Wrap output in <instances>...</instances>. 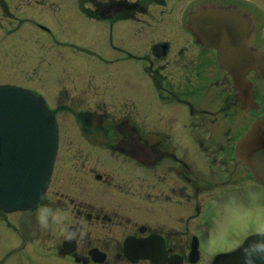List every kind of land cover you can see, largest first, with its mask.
Masks as SVG:
<instances>
[{
  "label": "flooded vegetation",
  "instance_id": "obj_1",
  "mask_svg": "<svg viewBox=\"0 0 264 264\" xmlns=\"http://www.w3.org/2000/svg\"><path fill=\"white\" fill-rule=\"evenodd\" d=\"M78 5L85 16L81 20L99 30L83 34L76 47L85 81L81 75L74 104L59 102L52 108L59 150L42 200L44 210L19 219L0 215V234L7 245L0 264H176V256L192 264L194 237L201 247L207 222L223 216L208 205L242 190L243 183L252 194L256 183L233 157L249 113L237 109L228 64L193 30L189 11L223 10L233 20L239 46L264 52V1L90 0ZM152 25L187 31L134 33ZM115 71L114 88L131 71L143 86L147 83L152 100L146 103L158 104L165 115L145 118L142 103L122 112V106H129L128 92H114L104 81ZM121 73L127 75L120 81ZM248 74V79L262 82L254 78L255 71ZM115 105L119 108L111 107ZM262 111L263 106L250 119ZM60 163L81 175L74 181L77 192L66 193L64 178L56 177ZM26 219L38 237L42 230V258L31 245L35 233L24 235ZM128 238L137 243L127 246ZM18 250L22 258L15 256ZM139 254L150 258L131 260Z\"/></svg>",
  "mask_w": 264,
  "mask_h": 264
},
{
  "label": "rangeland",
  "instance_id": "obj_2",
  "mask_svg": "<svg viewBox=\"0 0 264 264\" xmlns=\"http://www.w3.org/2000/svg\"><path fill=\"white\" fill-rule=\"evenodd\" d=\"M65 2L69 0H0V85L31 89L44 98L46 96L47 100L53 98L67 105L77 101L78 92L76 93L75 87L77 88L80 76L84 77L85 73L79 69L81 54L76 47L81 45L83 34L92 35L99 33V30L90 27L88 21L78 18L74 13L73 4L66 5ZM185 32L182 27L176 30L174 27L158 25L142 26L134 31L147 35ZM126 75L121 73L118 78L121 81ZM115 77L116 71L112 79L109 75L104 81L114 92L120 89V94L123 88L128 92L126 95L129 106H122V112L131 110L135 106L133 104L142 103L145 118L150 116V119H156L165 115L164 109L158 104L146 103L152 100L150 93L145 89L147 83L143 86V82L130 71L128 80L114 88ZM155 97L154 95V100ZM111 107L119 108L117 105ZM65 156L71 161V155L70 158L67 154ZM105 158L106 156L101 157L103 160ZM125 168L118 166V169L127 171ZM79 176L81 175L72 165H65V168L63 163L57 165L56 177L64 178L66 193L77 192L74 181ZM212 204V210H221L223 216L217 214L211 217L207 222L206 234L202 233L205 239L202 251L207 259L206 263L210 260V255L238 247L249 236L264 233V190H256L252 194L245 189L237 190L227 193L223 200L215 199ZM40 212L39 209L34 214H41ZM17 215L22 216L13 214L9 215V218ZM23 216H26V213ZM39 238L34 246L43 244L42 235ZM3 241L0 234V259L4 258L3 253L7 248ZM18 242L20 244L21 240L18 239ZM15 256L22 258L23 251L18 250Z\"/></svg>",
  "mask_w": 264,
  "mask_h": 264
},
{
  "label": "water",
  "instance_id": "obj_3",
  "mask_svg": "<svg viewBox=\"0 0 264 264\" xmlns=\"http://www.w3.org/2000/svg\"><path fill=\"white\" fill-rule=\"evenodd\" d=\"M210 24L216 35L229 32L222 23ZM263 66L264 57L260 55L256 64L241 65L245 70ZM260 74L264 76V72ZM232 76L237 83H245L244 71ZM57 146V123L44 99L25 89L1 85L0 209L12 212L36 208L49 185ZM236 157L264 185V116L239 139ZM212 264H264V234L251 235L236 250L218 254Z\"/></svg>",
  "mask_w": 264,
  "mask_h": 264
}]
</instances>
